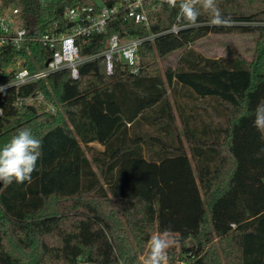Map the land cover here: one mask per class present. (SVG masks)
Returning <instances> with one entry per match:
<instances>
[{
	"label": "trees",
	"instance_id": "obj_1",
	"mask_svg": "<svg viewBox=\"0 0 264 264\" xmlns=\"http://www.w3.org/2000/svg\"><path fill=\"white\" fill-rule=\"evenodd\" d=\"M0 1L20 6L41 36L68 32V9L122 0ZM180 2L162 3L150 29L120 17L108 36L78 42L87 57L114 34L187 26L142 45L138 76L119 65L109 76L96 60L78 80L63 71L2 94L0 147L28 128L42 148L31 182H0V264H141L166 229L187 264H264V131L253 126L264 103V0H216L220 25L203 9L189 24ZM225 33L256 35L254 60L192 48ZM30 48L31 56L0 49V84L19 58L32 72L46 67L50 53ZM178 51L177 66L162 71L158 61Z\"/></svg>",
	"mask_w": 264,
	"mask_h": 264
},
{
	"label": "built area",
	"instance_id": "obj_2",
	"mask_svg": "<svg viewBox=\"0 0 264 264\" xmlns=\"http://www.w3.org/2000/svg\"><path fill=\"white\" fill-rule=\"evenodd\" d=\"M162 3L168 4L167 0H122L111 7L102 4H98L97 7L78 6L66 10L64 14L69 26L68 32H48L38 36L26 26L20 6L17 4L6 6L0 1V49H13L31 56L30 45L37 43L50 53L46 67L34 72L25 67V58L16 60L11 68L2 74L4 77L10 76L11 79L7 83L0 84V98L11 89L18 92L25 86L46 81L51 75L63 71H70L73 80H78L80 66L96 60L104 63L109 76L115 73L117 65L138 76L142 69L140 50L143 44L153 42L156 38L167 34L178 35L188 27L182 26L178 21L171 30L152 33L147 37H135L128 32H124L123 35L114 34L108 37L105 49L101 53L87 57L82 56V46L78 42H86L93 37L108 36L110 24L120 17L150 29ZM41 98L38 96L30 97L25 101L18 100L15 106L23 107ZM3 115L4 109L0 103V117Z\"/></svg>",
	"mask_w": 264,
	"mask_h": 264
},
{
	"label": "clouds",
	"instance_id": "obj_3",
	"mask_svg": "<svg viewBox=\"0 0 264 264\" xmlns=\"http://www.w3.org/2000/svg\"><path fill=\"white\" fill-rule=\"evenodd\" d=\"M171 6H176L177 0H167ZM181 14L185 20L196 25L201 9L210 15V23L220 25L224 23L216 0H181L179 4ZM253 126L264 131V103L256 108ZM42 141L28 128L20 129L8 142L0 147V182L18 184L31 182L32 173L37 160L41 156ZM176 243L171 237L170 230L154 235L148 244V255L143 264H169L167 250Z\"/></svg>",
	"mask_w": 264,
	"mask_h": 264
},
{
	"label": "rangeland",
	"instance_id": "obj_4",
	"mask_svg": "<svg viewBox=\"0 0 264 264\" xmlns=\"http://www.w3.org/2000/svg\"><path fill=\"white\" fill-rule=\"evenodd\" d=\"M192 48L206 58L220 59L239 55L247 62H252L257 51V36L239 33L210 34L192 45ZM181 53L182 51H178L160 59L158 61L160 69L164 71L168 67L175 68L179 62ZM46 108L50 110L52 106L46 105ZM93 147L102 150L101 146L97 144H94ZM189 245H191L190 242ZM173 248H175V244L167 250L169 264H181L183 262L187 264L186 258L180 256L178 248ZM148 250L147 245L145 253L139 258L141 264H143V261L147 257Z\"/></svg>",
	"mask_w": 264,
	"mask_h": 264
},
{
	"label": "crops",
	"instance_id": "obj_5",
	"mask_svg": "<svg viewBox=\"0 0 264 264\" xmlns=\"http://www.w3.org/2000/svg\"><path fill=\"white\" fill-rule=\"evenodd\" d=\"M95 144H97V143H95ZM94 144H92L91 146H93ZM97 145H99V144H97ZM99 146H101V145H99ZM101 148H102V150L101 151H103L104 150V148L101 146Z\"/></svg>",
	"mask_w": 264,
	"mask_h": 264
},
{
	"label": "water",
	"instance_id": "obj_6",
	"mask_svg": "<svg viewBox=\"0 0 264 264\" xmlns=\"http://www.w3.org/2000/svg\"><path fill=\"white\" fill-rule=\"evenodd\" d=\"M73 25H70V27H72Z\"/></svg>",
	"mask_w": 264,
	"mask_h": 264
}]
</instances>
